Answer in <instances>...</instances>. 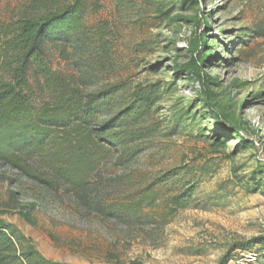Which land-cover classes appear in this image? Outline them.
<instances>
[{"label":"rangeland","instance_id":"374dc122","mask_svg":"<svg viewBox=\"0 0 264 264\" xmlns=\"http://www.w3.org/2000/svg\"><path fill=\"white\" fill-rule=\"evenodd\" d=\"M26 1L0 0V29ZM87 23L67 60L51 51L54 69L87 91L124 83L120 106L155 90L150 131L126 161L109 151L88 202L0 163V222L67 264H264V0H88ZM171 170L184 174L141 216L96 211ZM191 184L194 203L170 213L166 199Z\"/></svg>","mask_w":264,"mask_h":264},{"label":"trees","instance_id":"16d2710c","mask_svg":"<svg viewBox=\"0 0 264 264\" xmlns=\"http://www.w3.org/2000/svg\"><path fill=\"white\" fill-rule=\"evenodd\" d=\"M87 18L88 0H27L0 29V163L84 202L93 174L108 161L111 149L119 151V162L134 155V141L150 131L146 121L157 100L155 90L137 89L120 106L124 83L87 91L75 75L54 69L52 50L67 60V47L91 35ZM32 161L47 172L33 169ZM182 174L171 170L155 178L137 200L100 202L96 211L115 219L137 218L144 205L156 203L155 187L174 188ZM195 191L191 184L168 197L169 212L190 207ZM0 264L67 263L26 246L23 237L0 222Z\"/></svg>","mask_w":264,"mask_h":264}]
</instances>
